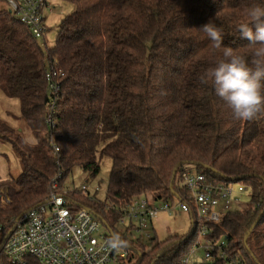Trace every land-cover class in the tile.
Returning <instances> with one entry per match:
<instances>
[{
	"label": "trees",
	"instance_id": "obj_1",
	"mask_svg": "<svg viewBox=\"0 0 264 264\" xmlns=\"http://www.w3.org/2000/svg\"><path fill=\"white\" fill-rule=\"evenodd\" d=\"M61 1L75 10L63 19L53 48L41 46L9 7L0 10V92L19 102L18 119L35 141L29 143L0 120V140L12 146L22 166L17 178L0 184L11 201L0 205V225L44 203L59 169L64 186L75 169L98 176L101 161L111 159L105 201L120 209L140 196L188 202L182 172L189 169L217 185L247 188L244 211L229 212L211 229L215 239L228 242L231 254L247 264H263L247 246L264 221V119L234 120L199 77L222 55L200 29L213 22L222 30L224 46L247 55L249 41L237 27L247 10L264 6V0ZM55 61L61 92L58 125L51 132L47 72ZM77 198L116 231L119 214L106 212L105 201L98 206L86 196ZM115 234L126 241L132 264H183L196 240L193 227L187 235L165 241L155 236L149 244ZM2 240L0 264H12Z\"/></svg>",
	"mask_w": 264,
	"mask_h": 264
},
{
	"label": "built area",
	"instance_id": "obj_2",
	"mask_svg": "<svg viewBox=\"0 0 264 264\" xmlns=\"http://www.w3.org/2000/svg\"><path fill=\"white\" fill-rule=\"evenodd\" d=\"M54 0H6L15 16L29 28L35 39L43 40L49 29L46 13L55 11ZM58 62L47 72L50 83L51 103L48 107L47 124L53 132L57 125V104L61 85L57 80ZM55 156L60 165V149L55 137H51ZM183 187L189 193V201H178L183 213L192 215V226L196 240L183 264H247L241 256L229 252L226 240L214 238L211 227L222 221L233 211V206L241 203V195L248 193L242 185L222 186L210 182L203 174L193 170L182 172ZM63 173H59L50 183L48 199L35 208L0 225L2 249L12 264H22L35 259L40 264H110L128 259L124 247L112 248L110 241L119 231L127 237L133 233L140 238L151 239L149 229L154 226L162 213L171 215L173 204L151 203L146 196L134 198L126 207L119 208L112 201H105L106 212L119 214L116 231L100 217L97 210L89 208L78 200L86 196L90 203L102 205L101 199L90 194L87 185L80 189L66 190L62 186ZM8 188L0 189V205L10 204ZM104 229L107 231L104 232ZM202 252V256L198 255Z\"/></svg>",
	"mask_w": 264,
	"mask_h": 264
},
{
	"label": "rangeland",
	"instance_id": "obj_3",
	"mask_svg": "<svg viewBox=\"0 0 264 264\" xmlns=\"http://www.w3.org/2000/svg\"><path fill=\"white\" fill-rule=\"evenodd\" d=\"M55 11L46 13V24L49 29L48 34L39 44L43 47L53 48L56 44L59 34L62 32L63 19L72 14L75 10L74 6L61 0L53 1ZM0 10H8V6L4 3L0 4ZM20 116V104L16 100L6 98L0 92V120L10 125L18 134L27 140L29 143H34V139L30 132L27 131L26 125L18 118ZM101 172L98 176H88L81 169H75L68 178L64 181L66 190L71 188L80 189L87 185L90 189V194L101 201H105V197L109 187V179L112 170V161L109 158H104L101 163ZM22 172V166L19 157L13 152L12 146L6 141L0 140V184L7 181L11 177L17 178ZM197 173L196 171H194ZM7 188L0 185V189ZM241 203L233 206V211L242 212L249 203V194L245 193L240 196ZM151 203L157 201L150 197ZM159 203V202H158ZM192 220L189 214L183 213L180 210L179 202L173 204L171 215L162 213L156 219L154 226L149 229L151 239L157 236L160 241H165L173 236H184L192 230ZM104 232L107 231L104 229ZM129 240L133 242H141L149 244L151 239L140 238V236L127 233ZM247 251L256 256L264 264V221L257 227L248 240ZM202 256V252H198ZM110 264H132L128 260L122 262H112Z\"/></svg>",
	"mask_w": 264,
	"mask_h": 264
},
{
	"label": "clouds",
	"instance_id": "obj_4",
	"mask_svg": "<svg viewBox=\"0 0 264 264\" xmlns=\"http://www.w3.org/2000/svg\"><path fill=\"white\" fill-rule=\"evenodd\" d=\"M246 15L237 31L249 41L247 55L224 46L222 30L213 22L200 29L215 50L222 48V55L200 75L199 81L213 88L216 97L231 110L234 120L258 122L264 119V6L253 5ZM125 244L118 236L110 241L115 249Z\"/></svg>",
	"mask_w": 264,
	"mask_h": 264
},
{
	"label": "water",
	"instance_id": "obj_5",
	"mask_svg": "<svg viewBox=\"0 0 264 264\" xmlns=\"http://www.w3.org/2000/svg\"><path fill=\"white\" fill-rule=\"evenodd\" d=\"M176 176H177V172H175V174H174V179H173V181L175 180ZM255 227H256V226H254V227L251 229L250 233L247 235V237H246V242H247L249 236L251 235V233L254 231Z\"/></svg>",
	"mask_w": 264,
	"mask_h": 264
}]
</instances>
